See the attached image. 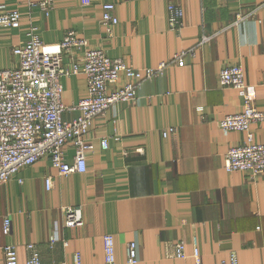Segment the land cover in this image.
Returning <instances> with one entry per match:
<instances>
[{"label":"crops","instance_id":"obj_1","mask_svg":"<svg viewBox=\"0 0 264 264\" xmlns=\"http://www.w3.org/2000/svg\"><path fill=\"white\" fill-rule=\"evenodd\" d=\"M52 1L45 14L26 0H0V11L21 12L18 27L0 28V69L16 63L11 48L28 39L31 26L46 43L74 30L89 46L137 68L155 67L182 49L195 51L182 65L142 80L133 100L94 118L83 172L60 174L41 157L0 183V226L3 216L10 217L1 242L16 245L18 264H25L27 242L37 245L41 264H73L75 252L82 264H104V233L114 237L116 264H127L132 240L135 264H194L191 256L167 255L169 242L179 240L188 253L196 241L201 264H228L232 252L238 264H264V173L251 179L224 169L226 150L246 142L247 135L217 125L242 108L237 90L219 84L225 64L241 63L245 82L255 85V105L264 109V0H170L183 8L178 33L167 26L169 0ZM104 2L114 4L117 17L110 34L101 21ZM238 13L245 17L233 23ZM203 31L217 34L199 43ZM61 82L66 105L86 94L83 74ZM77 114L66 110L63 117ZM169 126L175 131L163 136ZM249 131L254 141L264 142L262 125L251 123ZM64 152L70 162L73 147ZM65 205L81 206V226L64 224Z\"/></svg>","mask_w":264,"mask_h":264},{"label":"built area","instance_id":"obj_2","mask_svg":"<svg viewBox=\"0 0 264 264\" xmlns=\"http://www.w3.org/2000/svg\"><path fill=\"white\" fill-rule=\"evenodd\" d=\"M29 8L37 7L48 14L52 0H26ZM114 4H102L101 21L107 26L117 22L113 13ZM21 12L17 8L0 11L1 27H18ZM245 17L238 13L235 22ZM183 8L175 1L167 2V26L179 32L182 25ZM217 32H202L199 43L207 42ZM28 39L11 48L16 56L14 65L0 69V183L12 178L21 169L30 166L41 157H46L60 174L83 172L86 168L85 154L92 148L87 139L92 121L102 115L111 105L131 101L136 97L142 80L161 74L170 65H182L184 58L194 55V47L176 52L169 60L155 67L137 68L121 58L109 56L101 47L89 46L84 37L74 30H67L58 42H43L34 26L27 32ZM83 74L86 94L76 103L62 102L61 78L71 74ZM221 86L237 90L242 100L240 111L226 114L217 120L221 130L245 132L247 141L231 145L225 152L223 167L227 172L241 171L254 179L264 173V142L252 139L251 123L264 127V109L255 103V85L244 80L240 62L225 64L218 71ZM120 82V83H119ZM66 110L77 111L71 119H65ZM175 131L169 126L162 129L167 136ZM107 146V138L100 141ZM70 144L74 153L71 161L65 160V147ZM45 186L50 188L51 178L45 177ZM64 224L68 227L81 226L83 215L80 205H65L62 208ZM10 231V217L3 216L0 236ZM51 241L54 240L51 238ZM104 264H116L115 240L111 233L102 235ZM170 243L167 255L177 258L191 256L194 264H201L199 248L194 240L190 253L181 240ZM4 264H18L17 248L13 242L2 243ZM25 264H41L37 245L25 244ZM126 263L137 262V245L129 241L126 245ZM73 264H82L79 252L74 253ZM220 264H227L221 261ZM228 264H238L236 255H229Z\"/></svg>","mask_w":264,"mask_h":264}]
</instances>
